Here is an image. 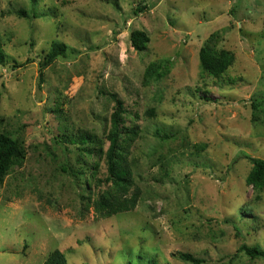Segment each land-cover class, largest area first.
Here are the masks:
<instances>
[{
	"label": "rangeland",
	"instance_id": "1",
	"mask_svg": "<svg viewBox=\"0 0 264 264\" xmlns=\"http://www.w3.org/2000/svg\"><path fill=\"white\" fill-rule=\"evenodd\" d=\"M0 38V134L24 152L0 181V264L54 250L67 264H264L238 251L264 248V188L245 182L250 159L264 161V0H0ZM54 42L64 56L43 65ZM206 42L234 55L221 79L200 67ZM113 95L139 128L140 195L103 218V158L61 136L89 133L105 151Z\"/></svg>",
	"mask_w": 264,
	"mask_h": 264
},
{
	"label": "trees",
	"instance_id": "2",
	"mask_svg": "<svg viewBox=\"0 0 264 264\" xmlns=\"http://www.w3.org/2000/svg\"><path fill=\"white\" fill-rule=\"evenodd\" d=\"M29 1L35 4L37 0ZM140 9L142 10L144 7ZM16 14L23 18L28 17L24 10H19ZM148 42V36L142 31L135 30L129 35L130 46L137 52L145 51ZM65 50V45L52 43L43 65L51 63L57 57L64 56ZM198 56L202 71L216 79H221L234 62L233 53L226 50L216 52L208 42L200 48ZM6 59L7 56L3 51L0 38V65H4ZM157 73L156 63L150 64L145 71V75L148 77ZM112 99L115 102V108L110 118L109 130L104 138L108 144L105 151L102 148V140L89 133L62 134L61 136L62 141L80 147L79 149L83 151L84 155L91 157L94 155V151L98 149L97 153L103 158L106 167L104 181L110 188L94 199L93 202L94 209L103 218L132 211L140 195L139 189L133 183L132 171L128 163L130 150L138 136L139 128L135 125L131 127L124 125L125 110L123 104L115 95L112 96ZM23 159L24 152L17 141L5 134H0V181L12 166L19 165ZM250 161L252 167L245 182L248 186L260 191L264 188V161L259 159H250ZM238 251L243 252L250 259L264 258V248L257 246L241 245ZM177 257L182 262L189 264H203L205 262L190 253H177ZM42 264H67V261L63 253L54 250Z\"/></svg>",
	"mask_w": 264,
	"mask_h": 264
}]
</instances>
